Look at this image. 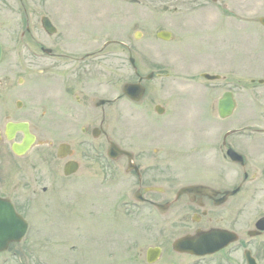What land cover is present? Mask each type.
<instances>
[{"label": "rangeland", "instance_id": "rangeland-1", "mask_svg": "<svg viewBox=\"0 0 264 264\" xmlns=\"http://www.w3.org/2000/svg\"><path fill=\"white\" fill-rule=\"evenodd\" d=\"M11 2L12 12L4 14L6 0H0V33L21 30L19 13H16L19 2ZM65 3L71 5V9L67 6L64 8L70 12L73 30L74 26L75 30L82 27L88 34L92 32L91 37L96 31L93 29L97 21L102 20L107 33L103 41H119V44L108 46L107 60L103 62L110 99L121 92L124 82L137 79L129 61L130 53L122 49L121 42L131 46L138 70L143 76L154 72L151 79L144 80L147 92L139 103L133 104L123 99V102L108 106L109 113L114 116L109 121L110 137L133 147L141 169L147 170V176L157 183L163 182L172 173L174 177L180 176L185 170L184 180L197 181L202 171L211 170L214 165L221 168L225 177L242 175L241 171H229L231 164L223 158L218 144L227 130L264 126V81H260L264 80V26L259 21L264 16V0H104L101 4L79 1ZM68 11L63 15L67 17ZM162 28L173 32L170 40L157 37V32ZM34 30L39 32V26ZM137 31L141 32L140 37H136ZM203 72L220 74L222 77L207 80L202 76ZM25 74L34 82L55 79L50 77L51 73L42 75L36 70ZM37 88L34 86L33 89ZM228 89L234 92L238 107L232 116L222 119L217 112V103ZM52 92L57 95V89ZM46 95L51 96V92ZM57 96L61 97L60 94ZM157 104L165 107L163 114L156 111ZM121 110L123 117L117 115ZM247 138L250 137L242 135L244 148L241 149L254 156L252 163L262 165L264 147L260 142ZM213 160L217 163H211ZM179 165L185 168H178ZM113 167L109 165L106 182L104 173L98 170L89 175L91 185L87 186L76 183V179L66 182L60 179L58 208L68 209L72 198L78 200L85 193H90L92 202L91 198L88 201V196H84L91 202L90 208H121L125 215L123 224L107 226L104 217L99 219L96 215L82 232V239L58 240L52 246L36 247L42 250V255L47 254V258L52 253L56 257L55 260L49 257L52 262L44 257L35 264H147L145 252L153 245L164 248L161 258L154 264H247L240 243L229 250L205 257L175 253L172 242L180 234L174 227L176 225H171L165 216L152 209H146L143 217L155 214V225H152V221L140 222L138 214H131L134 209L127 204L130 201L127 194L135 191L137 180L134 175L124 172L123 183H120L117 174L113 175ZM44 182L48 184L46 178ZM121 189L125 194L124 201L117 199ZM161 198L155 197L156 201H162ZM250 214L253 228L255 220L264 214V186L253 197ZM65 228L62 225L59 229L62 231ZM67 231L68 235L75 233L73 229L68 228ZM243 238H248L247 233ZM249 248L258 257L259 264H264V235L252 237ZM2 264L17 263L9 261ZM29 264L34 263L31 261Z\"/></svg>", "mask_w": 264, "mask_h": 264}, {"label": "flooded vegetation", "instance_id": "flooded-vegetation-1", "mask_svg": "<svg viewBox=\"0 0 264 264\" xmlns=\"http://www.w3.org/2000/svg\"><path fill=\"white\" fill-rule=\"evenodd\" d=\"M67 1L103 2L18 0L20 11L17 8L16 13H19L21 31L0 33V245L7 242L5 250L0 251V264L9 261L17 264L32 261L35 264L47 258V254L42 255V250L36 247L52 246L58 240L82 239V232L96 215L99 219L104 217L107 226H121L125 220L122 209H92L89 207L93 198L90 193H85L88 201L91 198L90 203L83 195L78 200L72 198L70 208H58L60 179L65 182L76 179V183L87 186L91 181L89 175L98 170L105 174L103 179L106 182L109 165L114 166L113 175L117 174L120 183H123L125 173L136 178V189L127 194V200L130 199L127 204L134 209L129 210L131 214L140 216V222L152 221V225H155V214L143 217L146 209H152L165 216L171 225H176L174 227L180 234L175 238L190 233L191 229L222 227L238 233L237 243L244 247L251 245L252 236L248 235L252 227L250 211L253 197L264 186V163H252L254 156L241 149L244 148L241 137H250L247 139L260 142L264 147V126L234 128L223 135L218 146L223 158L231 164L229 171L242 173L234 177H225L221 168L214 165L211 170L202 171L197 181L184 180V170L180 176L174 177L172 173L163 182L155 183L151 176L146 175L147 170L141 169L133 147L125 145L124 141L116 142L125 152L116 159L111 158L108 149L110 141L114 139L110 137L108 129L109 121L114 116L109 113L108 106L123 99L133 104L140 101H133L123 94L122 89L116 97H108L107 73L103 62L107 60L108 46L119 43H109V39L103 41L107 33L102 20L97 21L93 29L96 31L91 37L92 32L88 34L82 27L75 30L74 26L73 30L70 12L64 8L67 6L71 9V5L65 3ZM6 4L4 14L11 13V0H6ZM65 11L69 12L67 17L63 15ZM44 20L50 22L48 28L44 26ZM38 26L39 32L34 30ZM124 45L122 49H128L131 53L130 46ZM31 70L42 75L51 73L50 77L55 79H43L35 84L31 77L29 80L26 74L23 75ZM137 73L139 80L143 75L139 70ZM158 75L163 76L162 73ZM34 86L38 88L34 90ZM55 89L61 97L52 92ZM50 92L51 96L46 95ZM117 115L123 117V111ZM10 123L26 125L29 138L20 128L12 126L8 129ZM27 138L31 141L30 147L23 153H17L14 145L24 143ZM92 140L98 142L93 143ZM230 146L243 154L244 162L229 157ZM255 157L258 156L255 154ZM130 160L138 165L139 170L129 169V166H133ZM68 162L74 168L71 167L72 170L66 173ZM45 178L47 185L44 184ZM196 184L205 187L185 190ZM157 196L162 197V201H156ZM124 197L121 189L117 199L124 201ZM157 203L165 204V213H160ZM13 211L19 218L16 224H13ZM62 225L66 228L61 231L59 228ZM68 228L75 233L68 235ZM13 229L24 230V234L10 238L12 234H7V231ZM244 233H247V239L243 238ZM259 235H264V232ZM158 246L163 252V246ZM231 247L232 244L217 254ZM49 257L52 259L56 255L52 253Z\"/></svg>", "mask_w": 264, "mask_h": 264}, {"label": "water", "instance_id": "water-1", "mask_svg": "<svg viewBox=\"0 0 264 264\" xmlns=\"http://www.w3.org/2000/svg\"><path fill=\"white\" fill-rule=\"evenodd\" d=\"M260 21L264 25V17H261ZM46 28L49 26L48 23L45 24ZM158 36L168 40L171 38L172 33L167 30H161L158 32ZM131 61L134 63V59L131 58ZM203 75L208 78V79H216L219 78L220 75H213L210 73H203ZM152 74L148 75V78H150ZM124 91L125 93L130 96L131 98L135 100H139L144 92H145V87L142 86L140 83H126L124 85ZM236 107V101L234 99L233 93L231 91H225L221 98L219 99L218 103V112L219 115L222 118L230 116L234 109ZM158 112H163V108L158 105L156 107ZM14 126V125H13ZM12 127V125H11ZM18 128L23 129L25 132H27V129L23 127V125H18ZM31 141L30 140H25V144H20L16 145L15 149L18 152H23L26 150ZM121 150L117 146L116 143L111 142L110 143V148H109V155L117 158L121 154ZM229 154L235 161H243V155L236 152L233 148H229ZM74 168L73 166H69L66 169V173L70 172ZM203 186L202 185H195L193 187L187 188V190H199ZM164 205H159L161 208ZM162 211H165V209H161ZM257 227L261 230H264V217H262L258 222H257ZM258 232L257 230L251 231V235H256ZM238 239V236L234 232H230L225 229H218V228H212L210 230H201L198 229L195 234H188L186 236H183L181 238H178L174 242V248L178 251L181 252H189L191 254H196V255H206V254H211L214 253L221 248L227 246L230 242H234ZM1 250V247H0ZM160 254V250L157 248H150L148 250V261L149 262H154ZM245 255L248 261V264H255L254 257L252 256V253L250 250L245 251Z\"/></svg>", "mask_w": 264, "mask_h": 264}, {"label": "bare ground", "instance_id": "bare-ground-1", "mask_svg": "<svg viewBox=\"0 0 264 264\" xmlns=\"http://www.w3.org/2000/svg\"><path fill=\"white\" fill-rule=\"evenodd\" d=\"M121 152H125L123 149H121ZM215 253V252H214ZM214 253L208 254V256L214 255ZM161 258L160 256H158L157 259ZM46 260V258H44ZM50 258H47V260L49 261ZM52 260H55V258H52Z\"/></svg>", "mask_w": 264, "mask_h": 264}]
</instances>
